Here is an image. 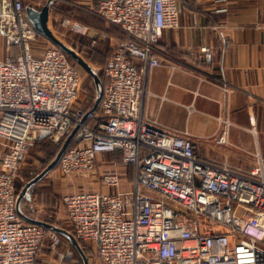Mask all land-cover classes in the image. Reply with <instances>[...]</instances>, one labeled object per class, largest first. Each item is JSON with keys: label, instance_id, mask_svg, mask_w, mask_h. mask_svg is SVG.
<instances>
[{"label": "built area", "instance_id": "obj_1", "mask_svg": "<svg viewBox=\"0 0 264 264\" xmlns=\"http://www.w3.org/2000/svg\"><path fill=\"white\" fill-rule=\"evenodd\" d=\"M181 11V0L97 2L94 12L126 38L104 65V95L89 123L81 121L87 106L75 105L81 69L53 43L38 49L24 0H0V35L19 49L0 59V264H36L48 237L58 256L45 264L65 257L57 250L59 234L17 213L16 180L35 142L59 144L77 124V144L58 164L63 175L94 174L104 152L120 151L123 164L133 166L126 190L115 164L100 176L114 190L62 195L74 234L102 264H264V157L258 153L247 170L202 158L188 131H171L145 114L149 75L163 62L157 44L179 25ZM62 25L87 31L71 17ZM223 121L217 141L227 143L229 121Z\"/></svg>", "mask_w": 264, "mask_h": 264}, {"label": "crops", "instance_id": "obj_2", "mask_svg": "<svg viewBox=\"0 0 264 264\" xmlns=\"http://www.w3.org/2000/svg\"><path fill=\"white\" fill-rule=\"evenodd\" d=\"M68 1L95 13L99 0ZM181 3L179 25L166 29L156 47L163 62L149 75L151 92L145 100V114L171 131H188L202 158L228 161L247 170L258 153L264 157V0ZM83 25L87 31L82 35L93 38V45L103 54L109 55L121 37L108 23L102 31L88 23ZM206 51L212 53L211 59L206 58ZM18 52L17 46L9 45L0 35V59ZM100 55L97 53L98 59ZM223 120L229 121L227 143L217 141ZM122 159L120 152L101 153L94 174L74 178L89 189L114 190L102 185L100 176L118 164L122 177L119 187L129 186L134 172L119 162ZM36 205L40 216L42 207ZM64 213L66 217L65 208ZM68 249L65 257L73 255ZM37 260L40 264L39 255Z\"/></svg>", "mask_w": 264, "mask_h": 264}, {"label": "rangeland", "instance_id": "obj_3", "mask_svg": "<svg viewBox=\"0 0 264 264\" xmlns=\"http://www.w3.org/2000/svg\"><path fill=\"white\" fill-rule=\"evenodd\" d=\"M60 4H66L69 6L71 3L68 0H58ZM70 11H59L58 8H55L54 6L51 9V17H50V25L52 26L56 34L61 36L65 41L70 43L72 46H74L78 51H82L83 45L82 43L89 42L90 37L85 36L82 34L74 33L70 31L68 28L64 27L62 25V21L65 17H71L73 19H76L80 23L88 22L87 20L83 19L78 14H81L75 12V16H70ZM93 16L92 18L96 21H99V19H102L100 16H98L96 13H90ZM52 43V42H51ZM48 42H42L40 43V48H44L45 46H48ZM38 47V46H37ZM39 49V47H38ZM82 54V53H81ZM99 67V66H98ZM81 74H82V89L81 94L79 95L78 99L75 102V105L82 104L86 105L91 101L93 98L92 92L88 88V82L90 79V74L81 66ZM44 142V146H41L40 143ZM52 144L56 145V143L50 141V140H44L42 142H35L29 149L27 156L25 158L24 163L22 164L19 172V176L17 178L18 183L26 181L29 177H31V174H29L28 170H38L37 172L41 171L39 170L42 165L44 164L45 160H47L49 149H52ZM3 152L2 145L0 144V153ZM81 176V175H77ZM38 188L44 189L43 192L36 193V201L37 204H40L42 209L40 212V217L44 219H49L50 221H60L63 224L69 225V221L64 216V208L58 206L62 204V195L68 191H73L77 189H89L87 187H84L81 183L77 182L74 177L63 175L60 171L58 166H56L51 172H49L39 183ZM129 186L121 187V190L128 189ZM63 214V215H62ZM61 245L57 247V250L63 253L66 256L67 247L69 248L68 251H70V246L68 242L65 239H62ZM91 246V245H89ZM51 247H52V239L51 237H48L46 240L40 254H39V261L40 264H45V262L50 259L58 256V253H53L54 257L51 253ZM92 247V246H91ZM94 253L92 257L89 259V264H102L101 260L97 257L94 248L92 247ZM72 251V250H71ZM56 259V258H54ZM58 264H69L65 261V258L62 260L58 259Z\"/></svg>", "mask_w": 264, "mask_h": 264}, {"label": "water", "instance_id": "obj_4", "mask_svg": "<svg viewBox=\"0 0 264 264\" xmlns=\"http://www.w3.org/2000/svg\"><path fill=\"white\" fill-rule=\"evenodd\" d=\"M57 1L58 0H44V3L40 8L28 4L25 6L26 16L39 34L46 37L54 45L60 47L68 55L72 56L76 62L90 74L94 98L92 105L87 109L86 113L81 119V121L84 122L98 109L104 95L105 85L100 77V73L96 65L88 60L84 55H82L80 51H78L74 46L56 34L50 25L51 9ZM78 129L79 124L75 125L67 134L59 150L50 163L41 171L35 173L25 181L22 188L17 192L16 211L25 221L40 224L52 232L63 236L78 251L81 258V264H89V257L85 253L80 240L74 234V232L59 223L52 222L38 216L34 201V194L38 183L59 163L62 155L67 150L69 143L75 137ZM79 262L80 260L76 261L75 263Z\"/></svg>", "mask_w": 264, "mask_h": 264}, {"label": "trees", "instance_id": "obj_5", "mask_svg": "<svg viewBox=\"0 0 264 264\" xmlns=\"http://www.w3.org/2000/svg\"><path fill=\"white\" fill-rule=\"evenodd\" d=\"M37 1L38 0H24V5L26 6V5H33V6H36V7H38V8H40L41 7V5H38L37 4ZM54 7L55 8H58V10L59 11H70L71 12V14H70V16H75V12L76 13H79V11L81 12V14H78V15H80L81 17H83V19H85V21L87 20L88 22H85L86 24L88 23V25H92L93 27H95L98 31H102V30H104V28H105V24H106V22L103 20V19H99V21H96V20H94L92 17L93 16H91L92 14H90V13H88V12H85V11H83V10H81L80 8H78V7H75V6H69V5H66V4H60L58 1L54 4ZM112 26V25H111ZM115 27V26H114ZM117 28V27H116ZM118 29V28H117ZM55 30V29H54ZM118 31L120 32V36L121 37H119L120 39H125L126 38V35L120 30V29H118ZM37 36H38V41H37V45L38 46H40V43L42 42V40H43V42H44V40H45V42H48V43H50V44H52L51 43V41H49L46 37H44L43 35H41V34H37ZM93 38L91 39V40H89V42L87 43V42H83L82 43V47H83V49H82V51H81V53H82V55H84L88 60H90L93 64H95L96 65V67L98 68V71H99V73H100V77H101V79H102V81H103V83H104V85L106 84V77H105V74H104V65L106 64V62H107V60H108V58H109V56H110V54L112 53H110L109 55H107V54H103L104 52L103 51H100L99 49H98V47L97 46H95V45H93ZM112 51H113V49H112ZM97 53H99V54H101L100 55V59H98L97 58ZM106 53V52H105ZM67 54V53H66ZM67 56H68V59L70 60V62L72 63V64H74V65H76L77 67H81L77 62H76V60L72 57V56H70V55H68L67 54ZM99 66V67H98ZM81 69V68H80ZM88 88H89V90L92 92V94H93V98H94V93H93V85H91V76H90V79H89V82H88ZM93 98L91 99V101L87 104V107H86V109H88L91 105H92V103H93ZM86 121L87 122H89V123H93L94 122V117H93V115H91V116H89L87 119H86ZM65 139V138H64ZM63 139V140H64ZM40 142H42V141H40ZM63 142V141H62ZM62 142L61 143H59V144H56V145H53L52 144V149H49V151H47L48 152V157H47V160H45V162H44V164L42 165V167L39 169V170H41V169H43V168H45L49 163H50V161L54 158V156H55V154L57 153V151L59 150V148H60V146H61V144H62ZM77 144V142L75 141V139L73 138L72 139V141L69 143V145H68V148L67 149H70V148H72L73 146H75ZM40 145L41 146H44V142L43 143H40ZM117 152H120V151H112V153H117ZM121 153V152H120ZM122 154V153H121ZM123 157V156H122ZM119 162H121V164L122 165H124L123 164V159L121 160V161H119ZM118 162V163H119ZM59 164V163H58ZM58 164L56 165V166H58ZM124 166H126V168L128 167V170H130V171H132L133 170V166L132 165H124ZM37 171L38 170H28L27 172L29 173V174H31V176L32 175H34L35 173H37ZM30 178V177H29ZM24 183H25V181H21V182H19L18 183V181L16 180V189H17V192L22 188V186L24 185ZM43 190L44 189H39L38 188V185H37V187H36V190H35V194H34V201H35V195H36V193H38V191L40 192H43ZM35 204H37V201H35ZM37 206V205H36ZM46 220H49V219H46ZM50 221V220H49ZM26 222H28V221H26ZM52 222H54V221H52ZM30 223V222H29ZM56 223H59V224H61V225H63V226H65V227H67V228H69V229H71L73 232H74V230H73V228L71 227V225L69 224V225H66V224H63L62 222H60V221H57ZM61 238L62 239H65L63 236H61ZM66 240V239H65ZM79 240H80V242H81V244H82V246H83V248H84V250H85V253L87 254V256L89 257V259L92 257V255H93V253H94V251H93V249H92V247L91 246H89V244L86 242V241H84V240H82V239H80L79 238ZM67 241V240H66ZM68 242V241H67ZM68 244H69V246L72 248V250H73V255H71V256H67V257H65V261L67 262V263H69V264H81V258H80V255H79V253H78V251L75 249V247L71 244V243H69L68 242ZM43 248V247H42ZM42 250V249H41ZM41 252V251H40ZM78 260H80V262L79 263H75L76 261H78ZM37 262H38V260H37Z\"/></svg>", "mask_w": 264, "mask_h": 264}]
</instances>
